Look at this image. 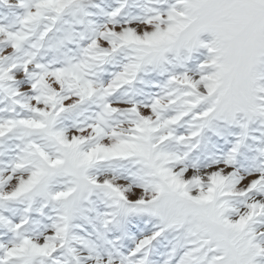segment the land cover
Returning a JSON list of instances; mask_svg holds the SVG:
<instances>
[{
  "label": "snow or ice",
  "instance_id": "1",
  "mask_svg": "<svg viewBox=\"0 0 264 264\" xmlns=\"http://www.w3.org/2000/svg\"><path fill=\"white\" fill-rule=\"evenodd\" d=\"M0 264H264V0H0Z\"/></svg>",
  "mask_w": 264,
  "mask_h": 264
}]
</instances>
